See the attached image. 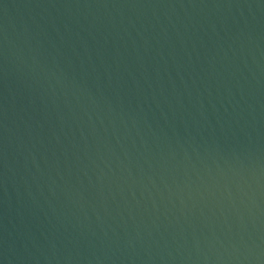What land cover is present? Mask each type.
Listing matches in <instances>:
<instances>
[{
    "label": "water",
    "instance_id": "obj_1",
    "mask_svg": "<svg viewBox=\"0 0 264 264\" xmlns=\"http://www.w3.org/2000/svg\"><path fill=\"white\" fill-rule=\"evenodd\" d=\"M0 264H264V0H0Z\"/></svg>",
    "mask_w": 264,
    "mask_h": 264
}]
</instances>
